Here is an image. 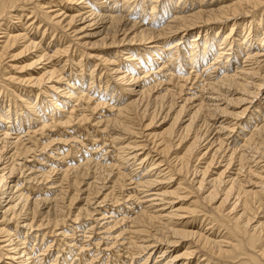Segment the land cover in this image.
<instances>
[{"label":"bare ground","instance_id":"6f19581e","mask_svg":"<svg viewBox=\"0 0 264 264\" xmlns=\"http://www.w3.org/2000/svg\"><path fill=\"white\" fill-rule=\"evenodd\" d=\"M32 2L33 0H0V40L1 38L3 40L0 41V84L4 83L2 77L7 75L9 84L15 80L19 81L21 85L24 82L28 86L36 88L42 84L45 86L50 84L47 85L48 87H43V93L47 99L45 106L53 109L51 113H47L50 115L49 118L53 113H60L68 104L79 102L80 104H76L77 106L72 105V107L70 105L71 110L67 111L65 118L55 119L53 123L54 127L59 128L69 126L73 120H76L78 124L77 133H79L81 124L89 122L90 114L87 113L90 111L94 112L102 107L106 111L112 105L108 111L114 109L113 114L115 113L111 115L113 116L111 118L105 116L102 118L103 120H98L96 124L93 123L95 125H93L94 129L91 127L93 130L90 127L86 128L84 140H79L80 137H73L77 133H73L71 138L60 135L56 139L51 140L50 138V141L44 145L40 143L41 150L39 153L45 150L53 152L55 150L54 145H68L70 151L72 149L71 143L74 142H77V147H86L85 142L87 143L89 139L95 144L103 136L105 138L103 142H109L113 147L118 146V148L112 157L114 159L111 158L110 161L107 159L98 161L97 159L96 161L95 159L98 157L96 155L99 151L97 146L93 145L90 147L93 149L90 158L86 159L85 162L83 161V164L74 167L67 164L69 167L64 170L62 168H58V170L50 168L49 171L43 172L38 169V162H34L37 160L32 163L28 161L30 157L34 159L36 150H33V147L39 148L38 141L36 142L33 138L37 131H32V125H35L33 122L43 120L40 109L37 111L38 109L34 108L33 103L28 102V98H23L21 103L17 104L16 99H22L20 96L22 91L20 93L16 89L3 91L4 96L12 99V102L14 101L11 104L10 100L5 107L0 105V238L5 239L0 242L7 243L0 247V253L3 252V249H7L6 253L3 254L6 260H16L18 264H40L41 261H46V258L48 259L47 253H49L52 245L48 244L44 248L42 244L37 243L38 240L36 239L41 238L43 241L50 231H47L49 225L54 228L59 226L63 229L65 227H61V221L56 216L58 214L56 209H62L68 205L73 206L78 200L79 195H76L78 192L86 193L87 190L97 186L95 181L97 178L90 174H95L96 170L101 168L106 176L103 180H99L103 182L104 179H108L107 183L101 184V187L98 188L99 192H103L102 198L100 197L101 201L97 202L100 196H98V191L97 197H95L97 198L96 201L91 197V192H87L84 199L85 204L90 206L92 200L96 206L92 210L93 213L91 212L92 215L87 209L81 208L79 212L86 211L84 213L86 217H91L94 213L99 214L98 218L94 220L95 226H92L93 222H91L90 228L85 225V220H80L84 222V226H81L85 231L84 234L87 233L88 235H93L96 231L94 229L96 224L101 221L102 232H99H101V236L103 234L102 238H89L90 236H88V238H82V241V239L75 238V233L67 234L65 228L59 233L55 232L59 238L67 239L64 240L65 243L63 244H67V247L64 246V253L59 258L56 257L51 260L49 264H133L132 262L136 264V259L144 253L145 256L138 261L141 264H172L175 261H181L180 264H188L186 260L191 259L198 252V249L205 252L208 257L205 264L214 259H219L226 264H264V98L258 103L256 101V98L264 90V34L262 33L264 29H261L264 25V0H65L66 8L68 5L75 6L73 11L69 9L70 13L61 6L57 10L53 8L54 10L44 11L43 9L48 7L41 6L43 3L34 5L33 9L40 12L34 17L39 16L42 21L47 22L46 24L51 29L71 30L72 38L77 45L75 54L79 49L78 46L81 49L102 46L107 49L114 48V50L117 46L122 47L121 50L116 48L114 53L118 57L121 54L126 57H124L126 60L123 65L129 64L124 72H120L122 67L115 71L117 72L115 75L117 79L119 76V85L116 84L118 86V88L116 87L118 98L114 99V105L113 103L109 104L110 102L103 103L102 100L91 102L94 95L91 93L94 83V67L89 75L90 79L88 78L90 80L88 90H92L90 93H85L86 91L82 87V80L85 75L83 74L85 71L82 69L83 65H79L81 70L78 69L79 71L74 78H70V75H62L63 78L67 77V79L64 78L66 83L62 81L59 69L53 60L56 58L55 56L65 55L69 51L70 45L69 47L65 46V48L56 47L57 49L51 53V48L48 45L42 48L40 47L42 44L40 40L39 43H36L28 38L30 27L24 29L23 12L26 11V7L32 5ZM147 12L150 18L148 20L145 19ZM154 17H156L155 22L152 20ZM13 19L16 21L13 22ZM6 20L7 22L11 20L10 26L6 25ZM200 31L202 34L200 38H197ZM219 33L221 34L218 35ZM21 43H23L22 49L20 48L18 53L11 55L12 52L19 49L15 47ZM181 45L184 47H180ZM132 47H136L133 52ZM31 49L35 50L33 59H31L32 62L22 67L15 65L17 68L9 64L10 68L14 67L17 70H32L27 75L28 78L23 80L16 72L9 76L6 73L7 66H2L5 58H10L8 55H11V58H16ZM122 50L127 52L122 53ZM71 51L73 52V50ZM211 56L212 58H210ZM104 57L105 55L101 57V61L109 65L116 64L115 66H117L120 60H117V57L114 60L107 56ZM207 57L210 59L206 62L210 60L213 62L206 64L204 61ZM93 58L100 59L99 56L94 57V55ZM84 62L86 63V61ZM79 64L81 63L79 62ZM149 64L152 65V68L147 69ZM218 65H222V67L219 66L221 67L219 69ZM196 66H202L203 70H194ZM175 68H178V71L181 70L177 75L170 72ZM38 74L39 76H36ZM151 78L150 83L153 82L152 85H141L143 81ZM8 83L4 85L5 88H7ZM135 84L139 85L137 91L133 88ZM107 86L105 84V91L100 92V95L101 93L107 94ZM184 88L187 91H192V94L187 93L182 98V93L185 92ZM0 89L3 90L4 88L0 87ZM56 92L61 94L59 96L61 99H58ZM262 94L264 95V93ZM204 95H207L208 98L204 99ZM146 96L154 97L155 105L147 102V104L141 105L142 98ZM178 100H181V105L178 104ZM219 101H223L225 106L217 105ZM1 102L6 104L3 100ZM119 102H121L120 106H118ZM159 102L160 105L156 106V103ZM45 106L42 107V110ZM176 106L178 110L174 109ZM78 107L84 109L78 111ZM230 107L233 109L230 110ZM13 109L14 112H12ZM24 109L27 112H32L33 115L23 114L26 112ZM173 109L175 112L174 116L171 117L173 119L170 126L165 130L163 129L162 133L153 134L155 138L150 143L151 149L148 148L149 150L145 151L148 144L138 143V139L131 141L133 138L141 139L145 136L144 132L140 131L141 128H138L139 130L134 129L145 117H150L149 124L143 126L144 130H147L151 125L156 124V119L161 111L165 112L166 110L162 116V119L166 120L174 111ZM188 110H191L187 113L189 118L186 121L188 123L182 127L179 125L180 130L175 132L176 124L181 121L182 116L186 115ZM205 111L212 113V117H209L211 120L214 119L213 116L216 113L231 120L226 123L228 120L226 119L219 124L217 130H214L216 132L215 138L208 142L207 149L201 153L199 150L202 143L207 141L210 135L207 134L205 137L203 134L205 138H202L201 134L199 135L196 131V127H198L196 123ZM15 120L19 122L16 121L14 125ZM232 120L239 122L240 125L236 137L229 144L230 134L234 132V127H236V123H232ZM2 125H4L3 128ZM45 125L40 131L43 132L47 126ZM148 135L151 134H147L145 137ZM101 144H103L102 141ZM183 146L185 149L180 155L177 150ZM153 149L155 150L153 151ZM62 150L58 154L64 161L66 156L62 157V152H64ZM69 151L65 152L67 156H69ZM126 151L130 152L126 153ZM151 152H155V155H150ZM79 156L81 153L77 149L72 159L74 157L77 159ZM54 157L55 159L58 158L53 156V160ZM206 157L208 160L203 169H199L197 164L194 165ZM147 161L150 162L149 165L147 164L141 170L143 173L139 174L138 178L135 177L136 169L146 165ZM116 162L120 164L117 165ZM122 162L130 163V170L127 173L120 171ZM221 162H225V164L222 163V170ZM40 164L44 165V163ZM216 164H218L217 167ZM214 166L216 168L212 169ZM86 170L89 171L84 174L83 172ZM90 170L92 172L89 174ZM115 170H117L116 173H114ZM81 172L87 180L91 178V182L85 183L86 189L84 191L78 190L77 187L80 186L82 180H77V176H80L79 173ZM54 173L61 177L58 176L57 181L55 180L56 183H51L49 189L45 190L44 186L40 190V184L43 185L44 182L52 178ZM72 175L73 177H71ZM127 177H130V182L133 181V178H137V180L132 182L134 187L132 186L131 191H128L126 201L121 193ZM63 184H66L65 187L68 188H76V193L68 196L67 189H64ZM50 189L59 190V193L55 197L49 198L47 194L50 193L48 191ZM68 190L70 192V189ZM193 194H196L197 198L191 204L199 203V200L202 199V202L210 204L219 201V205L215 206L216 213H210L208 220L211 224L210 229L214 227L213 230H215L216 225L223 227L225 231L223 235L221 233L219 235L208 234L204 229L201 231L193 230L196 229L198 221L195 223V218L187 220L185 214L194 217L197 211L195 209L186 211L178 203L188 198V195ZM204 194L206 195L202 196L201 199L199 196ZM139 195H143V197ZM120 202L123 203L120 204ZM58 203L65 206L60 207ZM175 204H179V207L176 208L177 205ZM52 205L54 206L52 207ZM228 207L230 208L229 211L227 210ZM103 208L106 210L120 209L121 212L125 213L117 216L115 213L117 210L115 212L110 211L111 215L109 213L110 216L106 217L103 212L100 213V209ZM225 210L228 211L227 214H224ZM128 212L129 216L127 215ZM129 225L131 227H128ZM43 230L47 233L41 234ZM22 234H25V237L20 239ZM125 235L128 237L124 238ZM18 238L19 240H17ZM30 238L34 239L32 247L28 244ZM189 240L191 242L188 243L195 244V248L191 249V246L185 242L186 246L182 247L184 252L181 254L178 250L173 251L174 253L169 250L170 246L176 247L179 241ZM163 243L166 247L163 248V251L160 249L162 252H159L151 263L149 261L151 254L158 250V246ZM63 245L59 244L57 248L59 249ZM59 250L63 252V250ZM37 253L39 255L36 258L35 254Z\"/></svg>","mask_w":264,"mask_h":264},{"label":"rangeland","instance_id":"374dc122","mask_svg":"<svg viewBox=\"0 0 264 264\" xmlns=\"http://www.w3.org/2000/svg\"><path fill=\"white\" fill-rule=\"evenodd\" d=\"M46 1V2H45ZM51 1V2H50ZM34 2V3H33ZM33 2H32V5H29L28 7H26L25 9H26V11L25 12H23V24H24V29L26 28V29H29V27H30V29L28 30V32H29V37L28 38H31L32 40H34V42H36V43H39L40 41H41V46L40 47H47V45H48V47H50L51 48V53H53V51H55L57 48H65V46H68L69 47V45H70V47H69V51L64 55H59V56H55L56 58H54V63H55V65H56V67H57V69H59V74H60V76L62 77V81L64 82V80L65 79H67V77H64L63 78V76H69L70 75V78H74L76 75H77V73H78V71L79 70H81V68H79V65H83V67H82V69L83 70H85L84 72H83V74H85L84 75V77H83V80H82V87H83V89L86 91L85 93H90L92 90V92L91 93H93L94 95L92 96V101L91 102H97V100H102L103 101V103H109V104H111V103H113V105H114V102H115V100L114 99H117L118 98V95H116L117 94V90L118 89H116V87L118 88V86L117 85H119V82H118V79H119V76H118V79H117V77L115 76V75H117V72H115L116 71V69L117 68H120V67H122V71H120V72H124V70H126V68H127V66H128V64L129 63H126L125 65H123V63L125 62V56L124 55H122L121 54V58L120 57H118L117 55H115V53H114V51L116 50V48L118 49V50H121L122 49V47H116L115 48V50H114V48H104V47H102V46H95V47H93V48H83V49H81L80 48V46H78V48L81 50V52H80V50L78 49L77 50V52H76V54H75V48H76V41L75 40H73L74 38H72V35H71V30H62V29H58V28H56V29H51V27L49 26V25H47L46 23L47 22H44V21H42V19L39 17V16H37V18L36 17H34V15L35 14H40V12L39 11H37V9H33V7H34V5H36V4H42L43 3V5H41V6H47L48 8H46V9H43L44 11H48V10H50V9H60V6H61V8H64L65 7V5H66V3H65V0H33ZM37 2V3H36ZM53 2H55V3H53ZM47 3V4H46ZM49 4V5H48ZM52 4H53V6H52ZM58 5V6H57ZM57 6V7H56ZM70 5H68L67 6V11H69V13L71 12L69 9H73L74 7L73 6H70ZM32 7V8H31ZM53 9V10H54ZM75 9V8H74ZM149 7H148V12H149ZM43 11V12H44ZM73 11V10H72ZM136 11V10H135ZM32 12V13H31ZM35 12V13H34ZM147 12V14H146V20H148V19H150L149 18V13ZM68 13V14H69ZM30 14V15H29ZM26 15V16H25ZM33 20V21H32ZM154 22L156 21V17H154V19H152ZM16 20H14L13 19V22H15ZM29 21V22H28ZM10 22V23H9ZM11 20H9L8 22H7V20H6V25L7 26H10L11 25ZM26 23V24H25ZM32 23V24H31ZM43 23V24H42ZM37 24H38V27H37ZM40 24V25H39ZM231 24V23H230ZM30 25H32V26H30ZM34 25V26H33ZM28 28H27V27ZM46 27V29H45V27ZM264 26V25H263ZM262 26V27H263ZM14 27V26H13ZM31 27H33V29H31ZM37 27V28H36ZM261 27V29H264V27L262 28ZM3 29H4V27H3ZM14 29V28H13ZM47 30V31H46ZM15 31V30H14ZM43 32H45V33H43ZM50 32H51V34H50ZM50 35H49V34ZM70 35H68V34ZM262 33L264 34V30H262ZM41 34H43V35H41ZM53 34V35H52ZM66 34V35H65ZM201 31H200V33H199V36L197 37V38H200V36H201ZM221 33H219L218 35H220ZM61 35V36H60ZM51 36H52V38H51ZM64 36V37H63ZM62 37V38H61ZM69 37H71L72 38V40L70 41V39L71 38H69ZM64 38V39H63ZM50 39V40H49ZM56 39V40H55ZM1 40H2V38H1ZM0 40V41H1ZM40 40V41H39ZM3 41V40H2ZM56 42V43H55ZM64 44H63V43ZM68 42V43H67ZM22 44L23 43H21L20 45H21V47H19L20 45H18V46H16L15 48L17 49V48H19V49H17V50H15L14 52H12L11 53V55L12 54H16V53H18L21 49H22ZM59 44V45H58ZM0 45H1V43H0ZM44 45V46H43ZM57 47V48H56ZM73 47V48H72ZM97 47V48H96ZM101 47H102V49H101ZM124 47V46H123ZM180 47H184L183 45H181ZM21 48V49H20ZM67 48V47H66ZM133 49H132V52L133 51H135V49H136V47H132ZM110 49H111V51H110ZM19 50V51H18ZM71 50H73V52L71 51ZM83 50H84V52H83ZM92 50V51H91ZM94 50V51H93ZM103 50V51H102ZM34 51V52H33ZM106 51V53H103V52H105ZM113 51V52H112ZM108 52V53H107ZM125 53V52H127V51H123L122 50V53ZM82 53V54H81ZM88 53V54H87ZM99 53V54H98ZM35 54V50L34 49H31L30 51H28V52H26V53H24L23 55H20V56H18V57H16V58H11V55H8L10 58H5V60L3 61V64H2V66L3 65H5L4 67H6L7 66V69H6V73L7 74H9V76H12V75H14L15 74V72H16V74L17 75H20L21 77V79H23V80H26L27 78H28V74L30 73V72H32V70H22L21 71V69H14V67H15V65L18 67H22V66H24V65H27V64H29L30 62H32V60L31 59H33L32 58V56ZM61 54V53H60ZM81 54V55H80ZM90 54V55H89ZM94 55V57L95 56H99V58L100 59H96V58H93V55ZM109 54V55H108ZM69 55V56H68ZM79 55V56H78ZM87 55H88V57H87ZM103 55H105V57L104 58H106V56L107 57H110V58H112V60H114V58H116L117 60H119V62L117 63V66H115L116 64H104L102 61H101V57L103 56ZM80 57V58H79ZM91 58V60H89L90 58ZM125 57V58H124ZM59 58V59H58ZM210 58H212V56L210 57ZM209 57H207V59H205V63L207 64V63H212L213 62V60H210V61H208V62H206V60H208V59H210ZM11 59H13V60H11ZM79 59H80V61H79ZM124 59V60H123ZM9 61V63H8V61ZM69 60V61H68ZM88 60V61H87ZM20 63H19V62ZM84 61H86V63L84 62ZM94 61V62H93ZM121 61V62H120ZM212 61V62H211ZM79 62L81 63V64H79ZM221 62V61H220ZM219 62V63H220ZM21 63H22V65H21ZM24 63V64H23ZM71 63V64H70ZM93 63H95L94 65H93ZM159 63H161V62H159ZM9 64H12L14 67H12V68H10V65ZM20 64V65H19ZM75 64H77V65H75ZM119 64V65H118ZM221 64V63H220ZM63 65V66H62ZM87 67H86V66ZM90 65V66H89ZM97 65V66H96ZM77 66V67H76ZM219 66H221L222 67V65H218V68L220 69L221 67H219ZM17 67H15V68H17ZM91 67V68H90ZM93 67H94V73H93V76H94V83H93V85H92V90L91 91H89L88 89V87H89V84H90V78H89V75H90V73L92 72V70H93ZM9 68V69H8ZM65 68V69H64ZM89 68V69H88ZM107 68V69H106ZM115 68V69H114ZM150 68H152V65L151 64H149V67L147 68V69H150ZM12 69V70H11ZM73 69V70H72ZM79 69V70H78ZM178 68H175L173 71H170V72H172V73H174V74H178L179 72H181V70H177ZM200 69V71H202L203 70V67L202 66H196V68L194 69V70H199ZM218 69V70H219ZM20 70V71H19ZM72 70V71H71ZM89 70H91V71H89ZM113 70V71H112ZM176 70V71H175ZM193 70V71H194ZM24 71V72H23ZM37 71H40V70H37ZM175 71V72H174ZM178 71V72H177ZM13 72V73H12ZM190 72V71H189ZM217 72H219V71H217ZM23 73V74H22ZM203 73V72H202ZM204 74V73H203ZM17 75H15V77H18ZM63 75V76H62ZM118 75H120V74H118ZM8 76V75H7ZM7 76H5V77H2V81H4V83H1L0 84V87H2V88H4L3 90L2 89H0L1 90V93H0V105H3L4 107L5 106H7L8 104H9V101L11 100V104L14 102H12V99H10L9 97L7 98L6 97V95L4 96V94H2V92L4 91H9V90H15L16 89V91L18 92V93H20L21 91V97H22V99H16V103L17 104H20L21 103V101L23 100V98H28L29 99V101L28 102H32L33 103V105H34V108L37 110V111H39V109H40V114H42V117H43V120L41 119L39 122H33V124H35V125H32L33 127H32V131H37V133L35 134V135H33V138H35V140H36V142L38 141V146H39V144L41 143L42 145H44V144H46V143H48L49 141H50V138H51V140L52 139H56V138H58V136H60V135H65V136H67V138H68V136L71 138V136H72V134L73 133H77V127H78V124H77V121L76 120H73V122L72 123H70L69 124V126H66V127H54V122H55V119H58V118H65L66 116H67V111L69 112L70 110H71V106L73 105H79L80 103L79 102H77V103H75V104H68V106H66V107H68V108H66V107H64V109L62 110V111H60V113H62L61 115H57V114H60L59 112L58 113H53L52 114V116H51V118H49L50 117V115H47V113L48 112H52L53 111V109H52V107H49V106H45L46 105V101H47V99H45V94L43 93V91H44V86L45 85H41V86H39L38 88H36V87H34V86H28L27 84H25L24 82H22V85L20 84V82L19 81H17V80H15V81H13V82H10V84L8 83V77ZM36 76H39V74L38 75H36ZM73 76V77H72ZM61 77H59V78H61ZM89 78V79H88ZM108 80V81H107ZM149 80V81H148ZM148 80H146V81H143V83L141 84L142 86H149L150 84L152 85L153 84V82H151L150 83V81L152 80V78L151 79H148ZM18 82V83H17ZM46 82V81H45ZM45 82H44V84H45ZM103 82V83H102ZM149 83V84H146V83ZM6 83H8V86H7V88H5L4 87V85L6 84ZM64 83H66V81L64 82ZM106 85H108L107 86V94L106 93H101V95H100V92H104L105 91V84ZM20 84V85H19ZM25 86H24V85ZM100 84V85H99ZM103 84V85H102ZM114 84H115V86H114ZM117 84V85H116ZM49 86L50 84H46V86ZM97 85V86H96ZM10 86V87H9ZM45 86V87H46ZM47 86V87H48ZM58 86V85H57ZM78 86V85H77ZM99 86V87H98ZM20 87V88H19ZM23 87V88H22ZM22 88V89H21ZM65 88V87H64ZM87 90H86V89ZM113 88H115L114 90H113ZM133 88H135L136 89V91L137 90H139V85L137 84H135L134 85V87ZM30 89V90H29ZM33 90V92H32V90ZM96 89H97V91H96ZM99 89V90H98ZM185 92H184V94L182 93V98H183V96L185 95V94H187V93H189V94H192V91H190V90H185V88L183 89ZM160 91V90H159ZM23 92H26V93H23ZM95 92V93H94ZM112 92H113V94H112ZM165 92V91H164ZM164 92H162V93H164ZM34 93V94H33ZM98 93V94H97ZM262 93H264V90L262 91ZM262 93H260V95L258 96V98H256L257 100V103L261 100V99H263L264 98V95L262 94ZM56 94V96H58V99H61L59 96H61V94L60 93H55ZM55 94L53 93V95L55 96ZM59 94V95H58ZM112 94V95H111ZM24 95V96H23ZM97 95V96H96ZM105 95H106V97H105ZM29 96V97H28ZM35 96V97H34ZM95 96V97H94ZM107 98V99H106ZM109 98V99H108ZM136 98V97H135ZM150 98V99H149ZM206 98H208V96L207 95H204V99H206ZM27 99V100H28ZM105 99V100H104ZM113 99V100H112ZM127 99V98H126ZM143 100H142V102H140L141 103V105L142 104H147V103H149V104H151V103H153V105H155L154 103H155V101L153 100L154 99V97H152V96H150V97H143L142 98ZM147 99V100H146ZM152 99V100H151ZM1 100H3L4 101V103H6L5 105L3 104V102H1ZM112 100V101H111ZM41 101V102H40ZM43 101H45V102H43ZM114 101V102H113ZM143 101H145V102H143ZM181 100H178V104L179 105H181V102H180ZM44 104H43V103ZM90 102V103H91ZM147 102V103H146ZM2 103V104H1ZM79 103V104H78ZM121 102H119L118 103V106H120L119 104H120ZM218 104L217 105H219V106H221V107H224L225 105H224V103H223V101H219V102H217ZM43 104V105H42ZM157 105L156 106H158V105H160V102L159 103H156ZM71 105V106H70ZM76 105V106H77ZM2 106V107H3ZM43 106H45V108H44V110H42V107ZM51 106V105H50ZM72 106V107H73ZM69 107H70V109H69ZM110 107H112V105L110 106ZM109 107V108H110ZM108 108V107H107ZM109 108L106 110V111H104V107H102V108H99V109H97L96 111H94V112H89V113H87V114H90L89 115V117H90V120H89V122L88 123H85V124H81L80 126H79V129L81 130H79V133H77V134H75V135H73V137H80L79 138V140H84L85 139V137H84V133H85V129L86 128H89L90 127V129L91 130H93L95 127V125L94 124H96L97 122H98V120H103L102 118H105V116H106V118H111V117H113V116H111V115H114L113 114V112H114V109L112 110V111H108L109 110ZM78 111H81L82 109H84L83 107H81V108H79L78 107ZM175 110H178V107L176 106L175 108H174ZM173 109V110H174ZM233 109V107L231 108L230 107V110H232ZM25 110V109H24ZM65 110V111H64ZM101 110V111H100ZM175 110L174 111H172L171 113H170V116L169 117H167L166 118V120H163L162 118V116H164V114L166 113V110H165V112H163V111H161V113H159L160 115H158V118L156 119V124L153 126V125H151L149 128H147V130H144L145 128L143 127V126H145V125H147V124H149V122H150V117H148L147 116V118L145 119H143L142 120V122L140 121L139 122V124H138V126H137V128H136V126H135V130H137L138 128H141V130L140 131H142V132H144V135L146 136L147 134H151V135H148L147 137H143V138H133V140H131V141H137V139L139 140V141H137L138 143L140 142V143H146V144H148V147H146V149H145V151H148L149 149H151V142L153 141V139L155 138L154 136H153V134L154 133H156V134H158V133H162L163 131V129L165 130L166 128H168V126H170V124H171V122H172V119L173 118H171L172 116H174V112H175ZM15 110L13 109L12 110V112H14ZM26 112H23V114H25V113H29L30 115H33L32 114V112H27V110H25ZM191 110H188V112H186V115L184 116H182V118H181V121H179L177 124H176V129H175V132H176V130L178 131V130H180L179 128H181L182 126H185L188 122L186 121L189 117L187 116V113H189ZM42 112V113H41ZM109 112V113H108ZM151 112V111H150ZM78 113H80V112H78ZM112 113V114H111ZM163 113V114H162ZM65 114V115H64ZM211 115L212 113H210V112H208L207 113V111H205L201 116H200V118H199V120H197V125H198V127H196V131H197V133L200 135L201 134V136H202V138H205V137H207V136H205V135H210L209 136V138L207 139V141H205V142H203L202 143V147H201V149L199 150V151H201V153H203V152H205V150L207 149V147H208V142L212 139V138H215V131L217 130V127L219 126V124H221V123H223L226 119H228L227 121H226V123L227 122H229L231 119L230 118H226V117H224L223 115H218V113H216L214 116H213V120H211V119H209V117L211 118L212 117V115L211 116H209V115ZM55 115V116H54ZM64 115V116H63ZM103 115H104V117H103ZM208 115V116H207ZM48 116V117H47ZM57 116V117H56ZM99 116V117H98ZM133 117H135L134 115H132ZM53 117V118H52ZM55 117V118H54ZM92 117V118H91ZM185 117V118H184ZM223 117V118H222ZM98 118V119H97ZM100 118V119H99ZM137 119H138V116L136 117ZM218 118V119H217ZM50 119V120H49ZM95 119V120H94ZM97 119V120H96ZM183 120V121H182ZM203 120V121H202ZM16 121L17 120H15V123H14V125L16 124ZM49 121V122H48ZM184 121H186V122H184ZM17 122H19V121H17ZM50 122H52V123H50ZM181 122V123H180ZM204 124H203V123ZM208 122V123H207ZM232 123H236V127H234L235 129H234V132H232L231 134H230V136H231V139H230V141H229V144L232 142V140H233V138H235L236 137V133L238 132V127H239V125L240 124H238L236 121H234L233 122V120L231 121ZM41 123H43V124H41ZM74 123V124H73ZM94 123V124H93ZM40 124H41V126H40ZM44 124H46L45 126V128H44V130H43V132L42 131H40V129L42 128V126L44 125ZM91 124V125H90ZM142 124V125H141ZM145 124V125H144ZM182 124V125H181ZM207 124V125H206ZM238 124V125H237ZM94 125V126H93ZM181 127H180V126ZM20 126H22V125H20ZM20 126H18V127H20ZM76 126V127H75ZM142 126V127H141ZM235 126V125H234ZM2 128L4 127V125H2L1 126ZM10 127H11V125H10ZM29 127H31L30 126V124H29ZM91 127H93V129L91 128ZM207 127V128H206ZM215 127V128H214ZM52 128V129H51ZM84 128V129H83ZM198 128H199V130H198ZM195 129V128H194ZM193 129V130H194ZM139 130V129H138ZM193 130H192V132H193ZM215 130V131H214ZM149 131H150V133H149ZM199 131V132H198ZM210 131V132H209ZM236 131V132H235ZM206 133V134H205ZM82 134H83V136H82ZM203 134H204V136H203ZM55 135H56V137H55ZM233 136V137H232ZM53 137V138H52ZM127 137V136H126ZM125 137V138H126ZM225 137V136H224ZM129 138V137H128ZM227 138V137H226ZM103 139H105L104 138V136H103V138H101L100 140L102 141V143L103 144H101V141L100 140H98V141H96L97 143H95V144H93L91 141H90V139L88 140V142L86 143L85 142V144H86V147L85 146H82V147H77L78 146V144H77V142L75 143H71L72 144V146H71V150L69 151V148H68V145H64V146H59V145H54V153H55V155H54V153L53 152H51L50 150H45V151H42V153H39V151L41 150V145L39 146V148H35V147H33V150H36V152H35V154H34V159L32 158V157H30L29 159H28V161H30V163H32L34 160H37V161H34V162H38V169H40V170H42L43 172L45 171V172H47V171H49V169L50 168H52V169H55V170H58V168H62L63 170L64 169H66L67 167H69V166H71V167H74V166H76V165H81V164H83L85 161H86V159H88V158H90V153H91V151L93 150V149H91L90 147L92 146L93 147V145H96L97 146V148H98V154L96 155V156H98V157H96V161H97V159H98V161L99 160H101V159H107L108 161H110V159L113 157V155H115V150L118 148V146L116 147V146H112L111 144H109V142H103ZM151 139V140H150ZM40 140V141H39ZM143 140V141H142ZM146 140V141H145ZM90 142V143H89ZM189 143V142H188ZM188 143H186L187 144V146H188ZM109 144V145H108ZM186 144L184 145L185 147H186ZM99 146V147H98ZM101 146V147H100ZM104 146V147H103ZM184 146H183V148H179L177 151L178 152H180V155L184 152ZM1 147V146H0ZM56 147V148H55ZM75 147V148H74ZM90 149H89V148ZM103 147V148H102ZM106 147V148H105ZM109 149H108V148ZM85 148V149H84ZM88 148V149H87ZM104 148H105V150H104ZM149 148V149H148ZM58 149V150H57ZM63 149V150H62ZM77 149H79V153H81V156H82V158H81V156H79L77 159L74 157L73 159H72V157L76 154V150ZM102 149V150H101ZM60 150H62V151H64V152H62L63 153V155H62V157L63 156H66V160H64V161H62L61 160V157H59V154L58 153H61L60 152ZM84 150H85V152H84ZM87 150H89V151H87ZM101 150V151H100ZM107 150V151H106ZM155 149H153V151H154ZM70 152L68 155L69 156H67L66 155V153L65 152ZM144 151V150H143ZM48 152V153H47ZM51 152V153H50ZM74 152V153H73ZM82 152H83V154H82ZM89 152V153H88ZM128 152H130V151H126V153H128ZM78 153V152H77ZM84 153H86V154H84ZM102 153V154H101ZM49 154V155H48ZM58 154V155H57ZM73 154V155H72ZM101 156H100V155ZM172 154V153H171ZM32 155H33V153H32ZM57 156L56 158L57 159H55V157H54V160L52 159L53 158V156ZM87 155V156H86ZM103 155V156H102ZM150 155H152V156H154L155 155V152H151L150 153ZM52 156V157H51ZM86 156V157H85ZM47 157V158H46ZM83 157H85L84 159H83ZM173 157V156H172ZM50 158V159H49ZM60 158V159H59ZM69 158V159H68ZM157 158V157H156ZM39 159V160H38ZM48 159V160H47ZM77 160V162H76V160ZM112 159H114V158H112ZM111 159V160H112ZM206 159V160H205ZM70 160H72V161H70ZM80 160V161H79ZM208 160V157H206V158H203L202 160H199V161H197V163H192V164H194V165H196L197 164V166H198V168L199 169H203V167L205 166V163H206V161ZM40 161H42V162H40ZM49 161V162H48ZM74 161V162H73ZM84 161V162H83ZM117 161V160H116ZM44 163V165H41L40 163ZM82 162V163H81ZM54 163V164H53ZM149 163L150 162H146V165H144V166H140L139 168H137L136 169V176L135 177H137L138 178V176H139V174H142L143 173V171H141V170H143L146 166H147V164L149 165ZM199 163V164H198ZM201 163V164H200ZM222 163H224L225 164V162H221V166H222V168H221V170L223 169V164ZM40 164V165H39ZM69 166H68V165ZM73 164V165H72ZM116 164L118 165V164H120V163H117L116 162ZM60 166V167H57V166ZM64 165V166H63ZM40 166V167H39ZM49 166V167H48ZM66 166V167H65ZM123 166V167H122ZM130 163H125V162H122L121 163V172H125V173H127V171H129L130 170ZM200 166V167H199ZM216 167L218 166V164H216L215 165ZM214 166V168H212V169H215L216 167ZM54 167V168H53ZM42 168V169H41ZM44 168V169H43ZM61 169V171H63ZM99 169H100V171H99ZM47 170V171H46ZM117 170H118V168H117ZM117 170H115L114 171V173H116L117 172ZM60 171V172H61ZM87 171H89V170H86V172H83L84 174H86L87 173ZM103 170L101 169V168H98L97 170H96V172H95V174L94 173H91L92 172V170H90V172H89V174L91 175V176H93V175H95V176H93V177H96L97 178V180H98V182H97V180H95L96 181V185L97 186H94V187H92L91 188V190H87V192L88 193H90L91 192V197L92 198H94V200L96 201L97 200V198H95V197H97L96 195H97V193L99 192V189L98 188H100L101 187V184H103V183H107L108 182V179L107 180H105L104 179V181L103 182H101L99 179H101V180H103V178H105V173H104V171L102 172ZM58 172V171H57ZM155 172V171H154ZM80 174V176H77V180L78 181H80L81 179L83 180L85 177L83 176L84 174H82V172L81 173H79ZM79 174H75V175H79ZM98 175V176H97ZM58 176H60V175H58V174H56L55 175V173H54V175L52 176V178H50V179H52L51 181H50V179L49 180H47L46 182H44L43 183V185L42 184H40V186H39V188H40V190L42 189V187H44L45 186V190H47V189H49L48 187L51 185V183H53V184H55L56 182H55V180L56 179H58ZM83 176V177H82ZM86 176V175H85ZM61 177V176H60ZM71 177H73V175L71 176ZM88 177V176H87ZM100 177V178H99ZM137 178H133V181H135V180H137ZM175 178H176V176H175ZM174 178V179H175ZM74 179V178H73ZM91 179V178H90ZM87 180V178H85L84 179V181H80V186H77L78 187V190H81V191H84L85 189H86V186H85V183H87V182H91V180ZM129 179V180H128ZM199 179V178H198ZM57 181V180H56ZM132 181V182H133ZM132 182H130V177H127L126 178V183H125V186L123 187V191H122V196L123 197H125L124 199L127 201V199H126V196L128 195V191L130 192L131 191V188H133L134 186L132 185ZM83 183V184H82ZM82 184V185H81ZM65 185L66 184H63V187H64V189L66 190H68V189H70V192H69V190L67 191L66 190V192H68L67 194H68V196H72V194H74V193H76V188H74V187H72V188H68V187H65ZM173 185V184H172ZM175 185V184H174ZM67 186V185H66ZM133 186V187H132ZM176 186V185H175ZM174 186V187H175ZM98 189V190H97ZM58 190V189H57ZM171 190V189H170ZM48 191H50V193H51V195H50V193H48L47 194V196L49 197V198H52V197H55L58 193H59V190L58 191H54V190H52V189H50V190H48ZM74 191V192H73ZM96 191V192H95ZM98 191V192H97ZM54 192V193H53ZM86 192V193H87ZM71 193V194H70ZM85 192H83V193H80V192H78L76 195H79L78 196V200L76 201V203H74L73 204V206H65V205H61V203H58L59 205L58 206H65V208H62V209H56V210H58V214L56 215V216H58V218L60 219V221H61V227H64L65 228V230L67 231L66 233L67 234H72V233H75V238H77L78 240L80 239H82V238H88V236H90L89 238H95V237H98V238H102V236H103V234H102V236H101V232H102V222L100 221V222H98V224H96V228H94V229H96V231H97V233H96V231H94V233H93V235H88L87 233L86 234H84L85 233V231L83 230V228L81 227V226H84V222H81V220L80 219H82V221H84L85 220V225H87L89 228H90V226L92 225L91 224V222H93V225L92 226H95V222H94V220L96 219V218H98V215L99 214H95L94 213V215L93 216H91V217H86L85 215H84V213L86 212V211H82V212H79V209H87V210H90L88 213L90 214V215H92L91 214V212H92V210H94V208H95V206L96 205H94L93 203H94V201H92L91 200V204H90V206H88L87 204H85L86 203V201H84V199H85V197H86V193L84 194ZM106 193V192H105ZM70 194V195H69ZM101 194H103V192L101 191V192H99V194H98V200H97V202H100L101 201V199H100V197H101ZM46 195V194H45ZM206 194H204V195H200L199 197L202 199V196H205ZM139 196H142L143 197V195H139ZM102 198V197H101ZM193 198V199H192ZM196 198H197V195L196 194H193V195H188V198H186L185 200H181V201H179V200H177L176 199V201H179L178 203L179 204H181L180 206L181 207H183L186 211H188L189 209H195L196 211H197V213L196 214H194V217H191L189 214H185L186 215V217H187V220L189 219V220H192V219H194L195 218V223L198 221L199 222V224H198V222L196 223V229H193V230H195V231H198V230H203L204 229V231H206L208 234H210V233H215L216 235H219L220 233H221V235H223L224 233H225V231H224V228L223 227H218L217 225L215 226V230H213L214 229V227H213V229H210V221L208 220V217L211 215V214H214V213H216V211H215V206L217 207L218 205H219V201H217V202H213V203H205L204 201L202 202V200H199L200 202L199 203H196V204H191L192 202H194L195 200H196ZM123 201V200H122ZM126 201H123V202H126ZM61 202H63V201H61ZM123 202H120V204H122ZM127 203H129V202H127ZM190 204V205H188V204ZM179 204H175V205H177L176 206V208L177 207H179ZM215 204V205H214ZM218 204V205H217ZM188 205V206H187ZM196 205V206H195ZM54 205H52V207H53ZM94 206V207H93ZM194 208H193V207ZM202 206V207H201ZM84 207V208H83ZM102 207V206H101ZM100 207V208H101ZM103 207H105V206H103ZM123 207V206H122ZM127 207H128V205H127ZM126 206H125V208H127ZM187 207V208H186ZM70 210H69V209ZM204 208V209H203ZM198 209V210H197ZM229 207H228V211H229ZM2 210V209H1ZM101 211H100V213H104L105 215H106V217H109L110 215H111V213H110V211L112 212H115L116 210V215L118 216V215H123V213H125V212H121V210L120 209H115V208H112V209H108V210H106L105 208H103V209H100ZM227 210H225V212H224V214H227ZM108 211V212H107ZM126 211H128V210H126ZM189 211H191V210H189ZM209 211V212H208ZM82 213H83V215H82ZM93 213V212H92ZM97 213H99V212H97ZM109 213H110V215H109ZM133 213V212H132ZM207 213V214H206ZM211 213V214H210ZM108 214V215H107ZM203 214V215H202ZM60 215V216H59ZM115 215V214H114ZM128 216H129V212H128V214H127ZM79 216V217H78ZM202 216V217H201ZM53 217V216H52ZM51 217V218H52ZM71 217V218H70ZM74 217V218H73ZM75 217H77L78 219H76ZM191 218V219H190ZM39 219V218H38ZM64 219H66L67 220V222H66V220H64ZM73 220V221H72ZM185 220V219H184ZM202 220V221H201ZM65 221V222H64ZM75 221V222H74ZM64 222V223H63ZM88 222V223H87ZM74 223V224H73ZM100 223V224H99ZM215 223V222H214ZM65 224V225H64ZM78 224V225H77ZM203 224V225H202ZM216 224V223H215ZM98 225V226H97ZM101 227H100V226ZM202 225V226H201ZM210 226V227H209ZM213 226V225H212ZM50 227V228H49ZM49 227L47 228V231L48 230H50V231H48V233H50V234H48L47 233V231H45V230H43V232L41 233V234H45V232L47 233L46 234V236H45V240L43 239V241L41 240V238H37L36 240H38V242L37 243H39V244H42V246H44V248H46L47 247V245L49 244H51L52 245V247L49 249L50 251H49V253H47V257H48V259L46 258V261H41L40 262V264H49V262L51 261V260H53V259H55L56 257L57 258H59L61 255H62V253H64V246L65 247H67V244L66 245H63L64 243H65V241L64 240H67V239H64V238H59V236H56L57 235V233H55V232H60L61 230H64V228L62 229V228H60L59 226L58 227H53L52 225H49ZM66 227H68V228H66ZM128 227H131L130 225L128 226ZM207 227V228H206ZM209 227V228H208ZM73 228H75L74 229V231H73ZM205 228H206V230H205ZM101 229V230H100ZM54 230H56V231H54ZM72 232H71V231ZM54 231V232H53ZM99 231H101V232H99ZM53 232V233H52ZM88 232V231H87ZM100 233V234H99ZM56 234V235H55ZM83 236V237H82ZM21 237H25V234H22L21 236H20V239H21ZM105 237H106V235H105ZM128 237V235L126 236H124V238H127ZM47 239V240H46ZM50 239V240H49ZM5 239H3V238H0V241H4ZM17 240H19V238L17 239ZM40 240V241H39ZM56 240H58L57 242H56ZM30 241V242H29ZM28 241V244L30 245V247H32L33 246V243H34V239L33 238H30V240ZM63 241V242H62ZM82 241H83V239H82ZM108 242V241H107ZM107 242H105V243H107ZM183 242V243H182ZM188 243V242H191L190 240L189 241H179V243L177 244V246L176 247H173V246H170L169 247V250L172 252V253H174L173 251H177L178 250V252L181 254L182 252H184L183 250H184V248H182V247H184V246H186V243ZM46 243V244H45ZM57 243H59L60 245H63V246H61V248H59V249H61V251L63 250V252H60V250L57 248V246L59 245V244H57ZM180 243H181V245H180ZM4 244V245H3ZM5 244H7V243H2V242H0V247H3V246H5ZM32 244V245H31ZM185 244V245H184ZM190 244V245H189ZM188 246H191V249L192 248H195L196 246H195V244H193V243H188ZM166 246L164 245V243L162 244V245H159L158 246V250H155V251H153V253L151 254L152 256H151V258H150V260L149 261H151V263L155 260V257H157V255L159 254V252H162L163 251V248H165ZM162 251H161V250ZM55 252H54V251ZM58 250H59V252H58ZM6 251H7V249L5 248V249H3V252L1 251V253H0V264H4V263H10V264H18V261L16 262V260L14 261V260H6V258H5V256L3 255L4 253H6ZM158 251V252H157ZM198 252L197 253H195L194 254V256H192V258L191 259H189V260H186V263H188V264H200V263H206V259L208 258L207 257V255H205V252H203L202 250L200 251V249H198L197 250ZM59 254V255H58ZM38 255H39V253H37V254H35V256H36V258L38 257ZM141 255V256H140ZM139 255V257H138V259H136V261H135V263L136 264H141V262L139 263L138 261H139V259H141V257H143V256H145V253L144 254H140ZM202 255V256H201ZM205 255V256H204ZM34 256V257H35ZM200 256V257H199ZM3 257V258H2ZM196 257V258H195ZM198 257V258H197ZM4 258H5V260H4ZM200 259V260H199ZM1 260H3V261H1ZM153 260V261H152ZM199 260V261H198ZM38 261V260H37ZM190 262V263H189ZM133 264H134V262H132ZM181 263V261H175V262H173L172 264H180ZM207 264H226V262H223V261H221V260H219V259H214V260H211L209 263H207Z\"/></svg>","mask_w":264,"mask_h":264}]
</instances>
